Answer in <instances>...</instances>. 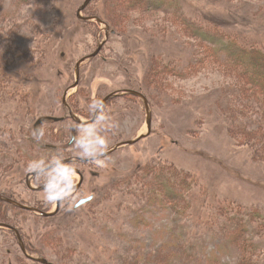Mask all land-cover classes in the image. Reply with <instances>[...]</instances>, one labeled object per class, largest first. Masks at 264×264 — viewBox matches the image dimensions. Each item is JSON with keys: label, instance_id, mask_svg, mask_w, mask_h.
<instances>
[{"label": "rangeland", "instance_id": "obj_1", "mask_svg": "<svg viewBox=\"0 0 264 264\" xmlns=\"http://www.w3.org/2000/svg\"><path fill=\"white\" fill-rule=\"evenodd\" d=\"M86 1L61 0L59 8L49 0H10L23 5L9 16L0 3V41L8 39L30 54L22 57L14 50L4 60L13 70L28 67L35 86L26 99L19 96L20 106L8 115L0 113L4 133L12 136L22 158H7V152L1 156L0 193L57 211L59 205L48 202V189L32 187L31 165L39 171L74 159L70 164L87 177L84 188L71 191L65 210L54 217L5 208V219L23 227L32 254L57 264H235L243 258L247 237L260 246L249 264H264V152L260 156L258 144L240 134L242 126L261 134L264 100L252 102L253 119L237 113L241 80L216 58L201 65L207 51L196 28L217 20L223 31L263 45L264 14L258 13L264 0H166L169 11L152 2L133 10L132 0H94L85 15L107 14L116 29L106 20L108 24L84 22L80 10ZM40 25L44 34L38 32ZM46 38L50 50L38 46L37 39ZM105 42L102 53L83 65L82 83L74 88L80 61ZM129 89L149 95L155 115L152 134L102 159L83 160L103 154L91 153V142L103 149L100 141L107 137L110 151L150 133L147 102ZM115 92L122 95L106 104L108 118L101 115L89 126L80 124L66 104L68 96L77 114L89 121L105 111L94 102ZM39 130L46 131L43 140L35 134ZM58 171L55 167L34 176V186L54 182ZM177 171L183 173L181 197L170 199L165 190L160 199L163 194L146 183L155 176L158 183L177 179ZM64 172L61 178L73 182L75 176ZM71 172L80 183L83 175ZM92 195L91 203L70 210L73 201L78 205ZM254 210L260 212L252 222ZM246 224L251 229L244 231ZM0 264L45 263L28 256L11 228L0 227Z\"/></svg>", "mask_w": 264, "mask_h": 264}, {"label": "trees", "instance_id": "obj_2", "mask_svg": "<svg viewBox=\"0 0 264 264\" xmlns=\"http://www.w3.org/2000/svg\"><path fill=\"white\" fill-rule=\"evenodd\" d=\"M10 0H0L2 11L6 15H11L12 13L16 12L17 9H19L23 3H20L19 5L10 4ZM50 3L55 7V4H57L60 8L61 0H49ZM110 0H105L106 3H108ZM151 3L152 5H158V9H164L166 11L170 10V7H168V3L166 0H132L131 9L134 10V8L140 9V3ZM91 6V5H90ZM88 7V9L90 8ZM87 9V11H88ZM180 14L184 15V12L181 10ZM258 14H264V5L261 7V10ZM107 15V14H106ZM104 13H91V16H97L102 17L104 20H106L108 23H111L113 25V28H118V25L114 22L113 17L106 16ZM118 15V14H117ZM141 18H136V22H140ZM84 22H87L88 24H97V21L82 19ZM118 22H121L120 16L118 15ZM135 22V23H136ZM174 22V21H173ZM209 22V21H208ZM214 22V23H213ZM213 24L207 23V21L200 24L199 27L196 26L198 29L197 32L199 36L201 37V41L203 44L206 45V56L203 57V60L201 62L202 66H205L206 63L209 61L210 58H216V62L218 61L224 68L228 71V74L236 78L238 81L241 80L240 84L238 85L237 91L239 94L240 99V109L237 110V113L243 114L248 119H253V112L254 107L253 103L255 99H262L264 100V44L263 45H257V44H251L247 39L248 42H246L244 39L241 38L240 34L238 33L237 36H235L234 33H231L229 31L226 32L223 31L221 28V22L219 21H213ZM137 24V23H136ZM188 29L187 31L190 32V28L193 27L192 21H189ZM113 29V30H114ZM39 33L44 34L45 29L43 26H39L38 29ZM123 32V31H122ZM54 34V33H52ZM240 37V38H239ZM8 40V39H7ZM6 42L0 41V70L2 71V74L0 75V113L3 112V114H9V112L12 109L14 105H19L22 103L20 98L26 99L28 96H30V93L32 90L30 88H35L33 83V75H31L30 70L27 67V70L25 68H21V70H13L10 69V65L4 60V56L8 54V58L10 56H13L15 54V51L21 55L22 57H27L29 54V51H25V48H21L17 46L13 42ZM243 40V41H242ZM39 41L38 46L41 47H47V50L51 49L50 44L47 46V38L40 41V39H37ZM2 44H7L6 47ZM208 44H211V46H215V49L209 48ZM8 48V50H7ZM7 50V53L5 52ZM15 50V51H14ZM32 57V56H31ZM22 66V65H18ZM26 66V65H25ZM168 68H171L170 65L166 67V70ZM177 68V66H176ZM10 70V71H9ZM242 85V87H240ZM248 101V103H246ZM250 105V110L248 109V106ZM1 116V115H0ZM9 119V118H8ZM0 128V159L1 156L6 153L7 158H11L12 156H17L19 160H22L21 155L18 154L17 150L15 149V146L13 145L12 136H7V134L4 133L5 128V121L2 122ZM7 124V123H6ZM4 127V128H3ZM264 127V126H263ZM262 127V132L260 134H255L254 132L250 131L247 126H242L240 128V134L243 132L244 137L246 139L249 137L250 141L248 143H254L258 144L260 149L257 153H260V156H263L262 151L264 152V128ZM9 128V126L6 127V129ZM246 128V129H244ZM12 131H14L12 129ZM12 134V133H11ZM145 139V138H144ZM260 140V142H258ZM252 143V144H253ZM5 155V154H4ZM2 162L0 161V166ZM4 165V164H3ZM152 170L154 167L151 168ZM158 169V168H157ZM163 169V168H162ZM166 170V169H164ZM164 173V171H163ZM153 172L151 173V175ZM182 172L177 171V179L172 178L171 180H165L161 183H158V178L155 176L153 178H150V182L148 185H152L155 191H158L159 194L162 193V196H159L160 199H164L165 194L164 191L168 190L166 196H168L170 199H173V197L182 196L183 194L179 190V187L183 184L182 179ZM158 175V174H155ZM151 177V176H150ZM180 181H179V180ZM174 180V182H173ZM153 184H152V183ZM148 189H146L147 191ZM2 194V193H0ZM4 195V194H2ZM6 197H12L13 196L9 194H5ZM180 196V197H181ZM17 199V198H16ZM22 201V200H21ZM25 202V201H22ZM26 203V202H25ZM36 206V205H33ZM39 207L45 211H51V209H45L46 207L44 205L36 206ZM5 208H17V210L22 211H28L33 212L37 214L38 216H43L44 218H52L54 216H46L43 214L38 213L37 211H34L32 209L23 208L13 202H10L6 199L0 200V223H9L11 225H14L18 227L22 233L24 234L23 227H20L18 224L15 223V221L10 219H5L7 216H5L3 210ZM179 208V204L176 205V209ZM181 211V210H179ZM260 211L254 210L251 211L250 214L253 217L252 222H255L257 218H254L255 215ZM2 214V215H1ZM251 224H246V229L244 231L250 230ZM13 230V229H12ZM15 233L16 231L13 230ZM246 236V235H245ZM25 237V236H24ZM256 238L247 237L245 238V243L243 246V258L235 263V264H249L253 263L257 254L260 252V246L256 242ZM31 248V247H30ZM231 264V263H228ZM233 264V263H232Z\"/></svg>", "mask_w": 264, "mask_h": 264}, {"label": "water", "instance_id": "obj_3", "mask_svg": "<svg viewBox=\"0 0 264 264\" xmlns=\"http://www.w3.org/2000/svg\"><path fill=\"white\" fill-rule=\"evenodd\" d=\"M93 1L94 0H87L86 1V3L82 6V8L80 10V16L82 18H84V19H87V20H95V19H98L100 22L107 23L102 17H95V16H87V15H85L86 10L93 3ZM109 28L111 29L110 25H109ZM109 36H110V33H109ZM106 42L104 44H102L101 47H100V49L97 50L95 53H93V54H91V55L83 58L80 61V63H79V79H78V82L74 85V88L79 87L81 85V83H82L83 65L88 60L98 57L102 53V51H103V49L105 47ZM127 93H131V94H135V95H140V96H142V97H144L146 99V102H147V105H148V108H149V122H150V128H151L150 133L144 134L141 137L136 138V139H132V140H129V141H125V142L121 143L119 146L115 147L114 149H112L110 151H107L106 153H103L101 155H98V156H95V157H92V158H82L83 160H85V161H92V160H96V159H102V158H104V157H106V156L111 155L112 153H114L121 146H125V145H135L138 142H140L141 140H143L144 138H147L149 135L152 134V132L154 130V119H155V115H154V110H153V106H152V102H151L150 97L147 96L144 92L139 91V90H136V89H129V90H127ZM120 94L121 93H118V92L112 93L106 99V101H105L106 104H108L113 98L119 96ZM66 103H70L68 96L66 97ZM100 113H101V111L98 113V116L100 115ZM73 115L76 118H78L79 123L80 124H83V125H91V124H93L94 122H96L98 120V119H93V120L86 121V120L82 119V117H80L75 111H73ZM50 118H55L58 121H61V120L64 119V117H55V116H52ZM72 160H74V159L65 160V161H62V162H57V163H55V164H53L51 166H48L46 169L39 170V171L35 172L34 174H32V176L30 177V183H31L32 187L33 188H41V189L48 188V185L47 186H43V187H35L34 184H33V177L34 176H38L43 171H46L48 169L55 168V167L60 166L62 164L68 163V162H70ZM83 178L85 179V176L84 175H83ZM82 185L83 184H80V185H78L76 187H72V188L69 189V191L70 190H73V189H77V188L81 187ZM94 198H95V196L84 199L83 201H81L78 204V207H81V206H83V205H85V204L93 201ZM4 199H6V200H8L10 202H13V203H15V204H17V205H19V206H21L23 208H28V209H32L34 211H37L38 213H41V214L46 215V216H54L57 213H59L60 210H61L62 204H63V201H61L60 204H59V208H58L57 211H45V210H43V209H41L39 207H36V206L30 205V204L24 203V202H22V201H20V200H18L16 198L6 197L4 195H0V200H4ZM0 227H8V228H11V229L17 231L20 234V238H21V241H22V245H23L24 250L26 251V253H28L34 259H37V260H39L41 262H44L45 264H56V262L52 261L51 259H49L47 257H42L41 258V257H36V256L32 255L30 253L29 248H28L27 242H26V240H25V238L23 236V233H22V231L18 227L14 226V225H11L9 223H0Z\"/></svg>", "mask_w": 264, "mask_h": 264}, {"label": "clouds", "instance_id": "obj_4", "mask_svg": "<svg viewBox=\"0 0 264 264\" xmlns=\"http://www.w3.org/2000/svg\"><path fill=\"white\" fill-rule=\"evenodd\" d=\"M94 107L99 105L101 107L104 108V113L102 114V118L107 119L109 114L107 111V105L106 102L102 101V100H96L94 102ZM113 118V117H112ZM114 120V118H113ZM116 127L115 124H113V128ZM37 135V137L41 140H43L46 136V131L45 130H39L37 131V133H35ZM100 143H102L105 147H103V149H100L99 147L96 146L95 142H91V147H90V152L95 154L97 152H103L106 153L110 147V141L109 139L106 137L104 138L102 141H100ZM101 163L103 161H100ZM30 172H37V169L33 166V164L31 165V167L29 168ZM65 176H75V179L73 181L74 185L76 186V172L73 173L71 172V170H65L64 172ZM62 179L61 178V183H52L51 185L48 182V202L51 205H59L61 201H65L66 203L72 198V192L69 191L70 188L73 187L72 184L68 185L67 187L62 186ZM77 204L75 201H73L72 203V207L70 210L75 211L77 208Z\"/></svg>", "mask_w": 264, "mask_h": 264}, {"label": "flooded vegetation", "instance_id": "obj_5", "mask_svg": "<svg viewBox=\"0 0 264 264\" xmlns=\"http://www.w3.org/2000/svg\"><path fill=\"white\" fill-rule=\"evenodd\" d=\"M127 92V91H126ZM143 92V91H142ZM118 93H121L120 95H122V92H118ZM145 93V92H144ZM124 94H127V93H124ZM129 94H131V93H129ZM146 94V93H145ZM119 95V96H120ZM135 95V94H134ZM147 96H149L148 94H146ZM137 96H140V95H137ZM140 97H142V96H140ZM144 98V97H143ZM145 99V98H144ZM146 100V99H145ZM106 101V100H105ZM104 101V102H105ZM70 102V101H69ZM66 104H68L71 108H72V116L78 121V118H76L74 115H73V111H75L74 109H73V107H72V105L70 104V103H66ZM101 111V113H100V115L98 116V113ZM76 112V111H75ZM77 113V112H76ZM98 113H97V115L93 118V119H99L100 118V116L102 115V109H100L99 111H98ZM64 120V119H63ZM67 120V119H66ZM79 122V121H78ZM96 122H98V120L96 121ZM96 122H94V123H96ZM93 123V124H94ZM93 124H91V125H93ZM83 125V124H82ZM86 126V125H85ZM87 126H89V125H87ZM118 150V149H117ZM98 156V155H97ZM89 162V161H88ZM58 167V169H59V171H58V173H59V175H57L56 176V178L54 179L55 181L53 182H50V185L52 184V183H61V174L65 171V170H71V171H74V170H78L81 174H83L84 176H85V179L83 178L82 179V181L80 182V183H78V184H76V186H78V185H80V184H83L81 187H79V188H77V189H73V190H70V191H79L80 189H83L84 188V186H85V182H86V173L83 171V170H81V169H79V167L78 166H73V165H71L70 164V162H68V163H65V164H62V165H60V166H57ZM34 174V173H33ZM38 177V176H37ZM68 179H67V177H64L63 178V180H62V183H67L68 185H70V184H72L73 185V187H76L75 185H74V183L73 182H70V181H67ZM48 184H45V185H43V186H47ZM67 185V186H68ZM66 186V187H67ZM42 187V186H41ZM46 189H48V188H46ZM96 197V195H92L91 197ZM75 197H76V195H75ZM74 197V198H75ZM86 198H90V197H85V198H82L81 199V201H83L84 199H86ZM95 199V198H94ZM93 199V200H94ZM80 201V202H81ZM79 202V203H80ZM78 203V204H79ZM89 203H91V202H89ZM65 204H67L65 201H63V204H62V207H61V210H60V212L59 213H61V212H63L64 210H65ZM88 204V203H87ZM86 205V204H85ZM78 207V206H77ZM82 207H84V206H82ZM81 207V208H82ZM59 208V207H58ZM78 209H80V208H78ZM59 213H57V214H59ZM56 214V215H57ZM16 233H17V235L19 236V238H20V234L16 231ZM23 236H24V234H23ZM20 240H21V238H20ZM21 243H22V241H21ZM29 248V247H28ZM26 252V251H25ZM31 253V252H30ZM28 254V253H27ZM32 254V253H31ZM32 255H34V256H36V257H38L37 255H35V254H32ZM28 256L31 258V259H34L33 257H31L29 254H28ZM41 258L42 257H46V256H40ZM48 258V257H47ZM50 259V258H49ZM34 260H37V259H34ZM37 261H39V260H37ZM39 262H41V261H39ZM55 262V261H54ZM42 263H44V262H42ZM57 264V263H56Z\"/></svg>", "mask_w": 264, "mask_h": 264}, {"label": "bare ground", "instance_id": "obj_6", "mask_svg": "<svg viewBox=\"0 0 264 264\" xmlns=\"http://www.w3.org/2000/svg\"><path fill=\"white\" fill-rule=\"evenodd\" d=\"M87 11V10H86Z\"/></svg>", "mask_w": 264, "mask_h": 264}]
</instances>
